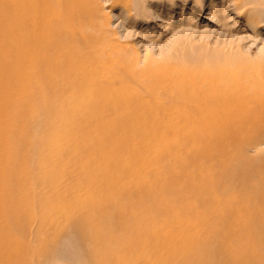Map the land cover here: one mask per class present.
<instances>
[{"label": "bare ground", "instance_id": "1", "mask_svg": "<svg viewBox=\"0 0 264 264\" xmlns=\"http://www.w3.org/2000/svg\"><path fill=\"white\" fill-rule=\"evenodd\" d=\"M94 9L96 4L92 0H0V17L3 19L0 74L6 57L10 76L6 79L0 75V149L6 147L13 134L9 132L11 129L16 137L17 134L21 137L19 150L27 143L29 146L42 143L43 155L64 137V134L54 137L52 144L46 141L47 133L54 125L51 105L55 101L61 104L60 97H51L59 90L65 98L85 91L90 78L97 77L90 71L83 52L90 45V39L77 34L79 25L75 20L76 13L93 15ZM234 9L253 21L257 12L261 18H256V22H264V0H234ZM258 67L259 64L237 70H218L214 75L185 72L176 75L177 78L166 75L172 73L170 70L146 69L143 75L148 79L147 89L154 96L162 91L170 104L167 109L160 111L153 103L149 105L138 98L131 102L126 97V89L113 96L102 92L92 97L91 104L92 107L99 106L111 97L118 104L112 110L113 116L102 124L104 127L122 119L130 104L133 112L136 111L134 118L139 120L136 128H144L159 112L169 120L191 117L199 121L191 133L202 132L196 137L202 147L187 151H180L177 141L170 137L176 121H168L169 132L163 130V125L149 121V129L153 131L150 136L111 130L107 142L121 151L132 145L144 168L149 167L150 158L147 160L146 153L137 146L139 142L149 141L148 146L153 150L166 152L163 168L158 173L163 179L165 168L172 166L178 151L185 157H201L205 151L212 150V156H217L223 145L215 138L221 132L238 134L264 119V71H258ZM159 76L163 77V82L157 86L154 82ZM99 83L96 81L93 86L102 89ZM40 98L44 102L51 99L46 105H39ZM41 110L47 115L46 129L45 133L35 135L30 129ZM88 110L86 108V112ZM31 111L35 116L28 124L25 120ZM99 111L103 112V109ZM228 112L230 119L227 122L237 124L232 130L222 120ZM97 115L103 121L107 116L105 113ZM207 126L212 127L213 134L203 135V128ZM84 129L83 124L72 122L70 130L74 133ZM98 132L102 133V129ZM92 133L96 137L102 136ZM89 138H92L91 133L83 137V144ZM96 143L90 141L91 146ZM122 160L114 169L116 176L106 181L105 189L92 184L91 192L85 196L56 192L52 187L53 180L47 179L43 166H39L34 176H22L27 181L21 186L9 187L2 181L0 264H264V213L260 212V220L256 223L245 219V211L244 220L240 214V204L252 208L261 205L232 198L228 207L222 206L223 196H218V190L217 193L211 190L213 178L197 170L184 175L179 169L166 178L168 182L159 179L152 189L137 190L129 178L130 165ZM85 169L86 174L78 178L80 182L98 171L92 160ZM22 174H26L24 170ZM154 191H170V194L156 200L152 199ZM177 192L180 193L174 194ZM190 192L199 197L198 210L211 217L205 224L207 236L185 234L178 229L173 207L182 208L185 216L196 217L195 212H186L185 197ZM235 221L240 222L239 233H221L216 228L220 225L229 229Z\"/></svg>", "mask_w": 264, "mask_h": 264}, {"label": "rangeland", "instance_id": "2", "mask_svg": "<svg viewBox=\"0 0 264 264\" xmlns=\"http://www.w3.org/2000/svg\"><path fill=\"white\" fill-rule=\"evenodd\" d=\"M92 1L96 4L93 15L79 12L76 13L75 20L79 25L77 34L90 39V45L83 52L90 71L97 77L90 78L89 87L85 91L72 93L66 98L60 90L52 94L51 98L60 97L61 104L55 101L51 105L54 110V125L48 131L46 141L52 144L54 137L63 134L64 137L45 155L42 143H35L34 146L27 143L19 150L21 137L18 134L16 137L13 129L9 130L13 134L6 147L0 149V183L6 181L9 187L21 186L27 181L22 176H34L39 166H43L45 176L48 180H53L52 187L56 192L67 195L80 193L85 196L91 192L92 184L105 189L106 181L116 176L114 169L124 159L130 165L128 173L133 186L137 190L146 187L152 189L162 179L158 173L163 168V156H167V153L161 152L162 149L153 150L148 146L149 141L139 142L137 146L146 153L147 160L150 158L149 167L144 168L137 160L132 145L121 151L113 143L107 142L111 130L136 134L140 132L150 136L153 131L149 129V121L163 125V130L168 132V121H176L178 123H175L170 137L177 141L180 151H187L189 148L202 147L196 140L202 132L197 130L195 134L191 133L199 125V121L191 117H174L169 120L159 112L147 121L144 128H136L139 120L134 118L136 111L133 112L134 108L130 104L124 110L122 119L104 127L102 124L113 116L112 110L118 104L111 97L101 105L92 107V97L102 92L113 96L115 92L126 89L129 101L134 102L138 98L149 105L153 103V107L161 111L170 104L162 91L154 96L147 89L148 79L143 75L146 69L155 68L163 72L170 70L172 73L166 75L174 78L185 72L214 75L218 70L228 71L257 64L258 71H264V22H256L261 14L256 12L259 17L254 14V21L249 20L246 14L234 9V0ZM53 5L58 6L57 3ZM2 24L3 19L0 17V26ZM244 36L249 38L246 40ZM8 74L9 66L5 57L0 75L8 79ZM96 81L100 82L98 85H102V89L93 86ZM162 82L163 77L159 76L154 84L158 86ZM85 96V99H81ZM50 99L44 102L40 98L39 105H46ZM64 101L66 104L63 105ZM86 108H89L87 112ZM99 109H103V112ZM81 112L87 114L82 115ZM97 113L107 114L105 120L98 117ZM34 116L31 111L25 122L29 124ZM46 116L45 110H41L38 120L32 123L30 132L33 130L35 135L45 133ZM229 119L228 112L222 120L227 122ZM72 122L83 124L85 129L73 133L70 130ZM226 126L232 130L237 124L229 121ZM100 129L102 133L98 132ZM203 130V135L213 134L211 126L204 127ZM92 132L102 136L96 137ZM90 133L92 138L83 144V137ZM103 137L106 141L102 140ZM215 140H221L223 145L217 156H212V150L209 153L205 151L201 157H185L178 151L177 156L172 159V166L165 168L162 180L166 181L170 174L179 169L184 175H191L194 170L200 171L213 178L211 190L212 193H217L218 190V196H223L222 206L228 207L232 198L261 205L260 208H252L240 204L243 220L245 211V219L256 223L260 220V212L264 213V119L260 123L255 122L250 130L238 134L223 131ZM90 141L97 143L91 146ZM89 150H93L92 153L88 154ZM86 156L91 158L86 160ZM91 160L98 171L88 175L90 177L84 182L78 181V178L86 174L85 167ZM165 194H170V191H154L152 199L159 200ZM198 199L192 192L185 197L188 207L186 212H195L196 217L185 216V211L175 206V220L182 233L207 236L205 224L211 217L198 210ZM231 224L229 229L220 225L216 228L220 232H241L240 222Z\"/></svg>", "mask_w": 264, "mask_h": 264}]
</instances>
